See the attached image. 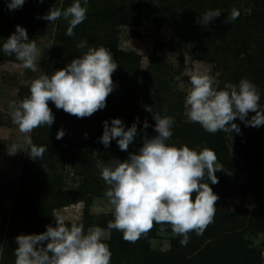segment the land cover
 I'll return each instance as SVG.
<instances>
[{
  "label": "clouds",
  "instance_id": "1",
  "mask_svg": "<svg viewBox=\"0 0 264 264\" xmlns=\"http://www.w3.org/2000/svg\"><path fill=\"white\" fill-rule=\"evenodd\" d=\"M24 3L25 0H8L7 7L15 10ZM88 4L89 0H73L67 8L53 7L42 18L51 23L60 18L67 20L66 35L71 37L74 29L86 19ZM220 15L218 9L209 10L198 22L208 25ZM238 17L239 11L233 9L227 20L235 21ZM77 47L87 50L51 76L43 74L33 80L30 96L13 105L12 120L22 133L54 123L49 101L57 109L78 118L90 117L106 107V98L114 90L112 74L118 64L107 47H87L86 41H81ZM2 51L15 55L25 68L37 70L40 50L34 39L29 40L25 27L16 26L15 32L3 43ZM190 84L185 98L187 120L200 124L205 131L239 133L240 128L234 122L237 117L247 126L264 125V108L259 104L261 94L251 80L244 78L238 84L229 82L220 89L214 76L197 69L190 76ZM146 110L152 112L149 106ZM250 112L255 115L248 119ZM154 120L156 134L150 138L145 136L137 152L129 153L125 160L97 161L101 178L108 186L105 196L113 206L114 219L107 227L122 232L125 241L135 243L154 224H168L175 236L182 237L180 245L186 246L190 232L202 235L213 222L219 197L211 185L219 182L216 172L222 168L217 163L216 153L207 147L194 149L187 144L169 143L174 117L157 114ZM138 123L137 118L126 129L121 118L105 120L100 142L108 147L116 140L119 149L127 151L138 135ZM148 126L145 121L144 128ZM64 134L60 130L56 138L62 139ZM27 144V150L13 145L9 154L25 151L34 160L43 159L47 149L34 145L30 138ZM53 216L56 224L47 226L45 232L16 237L15 264H111L112 252L104 229L93 226L85 230L82 223L69 224L63 216Z\"/></svg>",
  "mask_w": 264,
  "mask_h": 264
},
{
  "label": "rangeland",
  "instance_id": "2",
  "mask_svg": "<svg viewBox=\"0 0 264 264\" xmlns=\"http://www.w3.org/2000/svg\"><path fill=\"white\" fill-rule=\"evenodd\" d=\"M186 1L184 5L183 0H89L86 19L74 29V35L71 37L66 35L69 26L67 20L60 18L51 23L42 17L53 7L67 8L73 0H25L21 8L9 10L5 6L7 10L0 11L1 14L3 13L4 20L10 24L7 29L1 31L2 35H0V264H15L16 260L14 252L18 245L15 240L14 244L11 243L8 236L13 223L11 217L16 201L15 195L27 154L25 151L9 154V150L13 145H17L21 150H27L29 148L27 140L31 139L32 135V132L22 133L13 123L11 116L14 111L13 105H18L30 96L32 81L43 74H48L54 61L58 62L60 66H57L62 69L86 51L87 48L77 47L81 41H86L87 47L96 48L100 46L109 48L115 44L119 51L131 54L128 70L136 74L137 82L145 87L152 104L151 107L147 105L140 109L137 116L141 122L147 121L148 138L156 134L154 116L157 114L178 115L181 123H194L187 120L185 98L191 89L190 76L195 70L209 72L215 77L216 85L220 89L229 82L238 84L236 78L241 74L239 81L244 78L252 80L251 73L243 74L246 71L243 55L225 56L224 50L219 51L221 53L216 51L218 45L224 44L222 32L219 29H216V32L210 31L206 29L209 24L205 26L198 22L200 15L197 13L209 8L217 10L221 2L217 3V0ZM216 3L218 5H215ZM152 5L169 6V9L164 8L160 13V18L163 19L159 27L155 24V14L151 11ZM241 9L244 16H251L254 4L246 0L241 3ZM126 13H133L136 18L130 24H121L120 34L117 35L115 29L122 23ZM17 25L27 29L29 40L34 39L40 50L36 71L25 68L14 56L9 57L2 51L6 31L12 35ZM63 35L67 40L66 47L63 48V54L56 57L53 54L54 44L56 39ZM230 40L231 37H228L227 41ZM243 47L249 53L252 51V45L249 47L246 44ZM256 54L260 55L259 52ZM258 60L262 62V65L264 64L260 58ZM262 65L259 64L260 67ZM117 73L118 71L114 72V74ZM148 106L152 112L146 110ZM51 109L56 112L54 105ZM253 115L255 113L250 112L248 119ZM259 127L262 129L264 125ZM237 135L235 131L225 132V141L230 155L236 162L245 164L246 169L237 175L217 158V163L222 170L216 173L228 178L236 187L237 193L227 201L217 200L216 207L230 212L237 209L253 212L263 202L253 190L249 189V186L258 183L259 176L264 172V164L259 166L254 160L248 161L242 156L238 150ZM170 141L172 143L171 139ZM142 143L139 137H136L133 147H141ZM113 144H117V141L114 140ZM65 145L62 144L64 147ZM79 164L67 161L62 169L59 165L58 173L61 175L58 178L63 190H76L85 182V175L81 173L82 168ZM54 214L63 216L69 224L73 221L82 223L85 230L93 226L101 227L105 230L108 244L112 229L96 223H101L103 218L113 215V206L105 195H93L89 203L78 200L53 209L52 221L56 224ZM230 226H232L231 230L238 228L243 233L248 247L256 250L262 248L263 232L247 227L243 219L240 220L238 227L232 224ZM34 227L35 222L27 227L24 234H28V231L31 234H38ZM173 236L170 232L158 231L151 245L154 249L167 251L171 247ZM46 244L47 241L44 242L45 247Z\"/></svg>",
  "mask_w": 264,
  "mask_h": 264
},
{
  "label": "trees",
  "instance_id": "3",
  "mask_svg": "<svg viewBox=\"0 0 264 264\" xmlns=\"http://www.w3.org/2000/svg\"><path fill=\"white\" fill-rule=\"evenodd\" d=\"M244 1L246 0H217V3L221 2V5L215 4L219 6L218 10L221 11V15L210 21L208 26H205H207L206 29L213 32L219 29L222 32L221 35L224 36L222 38L224 44L218 45L216 51L224 50L225 56L229 54L243 55L246 65V69L244 68L246 71L243 74L251 73V81L256 84L261 94L260 107L264 108V64L262 65V62L260 63L258 60L260 58L261 61H264V12H262L264 0H249L254 4V11L251 16L243 15L241 3ZM7 3L8 0H0V11L7 10L5 8ZM183 3L185 5L187 1L183 0ZM164 8L169 9V6H151L157 27L160 26V21L163 19L160 18V13ZM233 9L239 11V17L235 21L229 22L227 17ZM209 10L212 8L204 9L197 14L202 16ZM135 18V14L126 13L122 23L115 29V34H120L121 24H130ZM9 26L10 24L3 18V13H0V35H2L1 31ZM133 34L136 35L134 32ZM9 36V32L6 31V39ZM228 37H231L230 41H227ZM64 38L63 35L55 41L53 54L56 57L62 55L63 48L66 47L67 40ZM246 44L249 47L252 45L251 54L247 49H244L243 46ZM109 49L118 64L114 72L118 71V73L112 74L114 90L106 98V107L98 110L90 117L83 118H78L66 113L63 109L56 108V112L52 110L55 120L50 127L42 125L32 131V143L47 150L43 154V159L34 160L28 153L26 154L15 195L16 201L11 217L13 223H11V232L8 236L9 241L13 244L16 237L24 234V231L28 229L27 227L34 222V228L38 234L45 232L49 225L55 226L52 221L53 209L78 200L89 203L93 195H105L108 186L101 178L97 161L125 160L129 153L137 152L140 148V146L133 147V143H131L127 151H121L118 144H113L114 140L108 147L100 142L105 120L111 122L113 118H121L126 127L137 120L140 109L147 105L152 106L145 87L137 82L136 74L128 70L131 54L119 51L115 44ZM257 52H259V56H257ZM13 56L15 57V55L9 57ZM53 63L47 74L49 76L61 69L58 62L54 61ZM259 64L262 66L260 67ZM123 71L125 72L124 75L122 74ZM240 76H237L236 81L239 82ZM48 103L50 108L53 107L52 101ZM172 117L175 119L172 129V143L178 146L187 144L194 149L207 147L213 150L217 158L237 175L246 169L245 164L236 162L230 155L224 131L209 133L198 123H181L178 115ZM234 122L240 128L237 135L239 152L248 161L254 160L259 166H263L264 128H251V126L239 121V117ZM177 123L180 125L178 126ZM60 130H63L65 134L62 139H57L56 136ZM146 130L143 121L139 120L137 137L141 143L143 137L147 136ZM63 143L66 144L65 147L62 146ZM67 161L80 163L81 173L85 175V182L73 191L63 190L58 178L61 175L58 173L59 165L62 169ZM216 175L219 182L211 185V187L218 194V201H227L237 193V189L228 178L217 173ZM205 179H207L206 176ZM249 187L262 200L263 203L260 206L253 212L243 209L230 212L216 207L213 222L206 227L202 235L198 236L195 232H190V239L186 246L180 245L179 240L182 237L175 236L172 233L171 225L168 224H154L153 228L143 234L135 243L125 241L122 232L112 229L108 241V246L112 252L111 264H264V241L260 250L248 247L243 233L238 228L231 230L232 226H230L232 224L238 227L240 220L243 219L246 221L247 227L264 233V172L259 176L258 183L250 184ZM113 219L114 215H109L101 220L102 224L96 223L102 227H107L109 221ZM161 228L164 229L163 231L174 235L171 239V247L167 251L154 249L151 245L152 239L157 236ZM28 234L31 232L28 231ZM205 241L207 242L205 243Z\"/></svg>",
  "mask_w": 264,
  "mask_h": 264
}]
</instances>
